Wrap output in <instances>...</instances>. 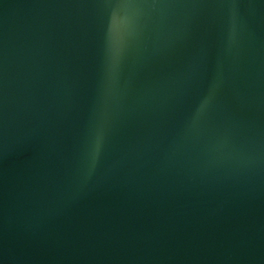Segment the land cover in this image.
I'll use <instances>...</instances> for the list:
<instances>
[{
	"label": "water",
	"instance_id": "obj_1",
	"mask_svg": "<svg viewBox=\"0 0 264 264\" xmlns=\"http://www.w3.org/2000/svg\"><path fill=\"white\" fill-rule=\"evenodd\" d=\"M0 264H264V0H0Z\"/></svg>",
	"mask_w": 264,
	"mask_h": 264
}]
</instances>
